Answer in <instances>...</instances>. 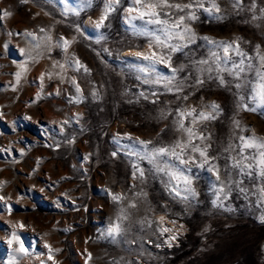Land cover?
Listing matches in <instances>:
<instances>
[{
    "label": "rangeland",
    "instance_id": "374dc122",
    "mask_svg": "<svg viewBox=\"0 0 264 264\" xmlns=\"http://www.w3.org/2000/svg\"><path fill=\"white\" fill-rule=\"evenodd\" d=\"M157 2L0 0V264H264V0Z\"/></svg>",
    "mask_w": 264,
    "mask_h": 264
},
{
    "label": "snow or ice",
    "instance_id": "6c2138e0",
    "mask_svg": "<svg viewBox=\"0 0 264 264\" xmlns=\"http://www.w3.org/2000/svg\"><path fill=\"white\" fill-rule=\"evenodd\" d=\"M141 2V0H135V3H137V4H139ZM161 6H166V7H174V8H176V9H179V10H181V11H183L184 10V8H188V9H191V8H193L194 7V4H192V3H188V4H185L183 7L180 5V4H169L168 3V0H158V2L157 3H153V4H148L147 5V7L148 8H151V9H153V12L152 13H150L151 15H159V13L158 12H155V9L156 8H158V7H161ZM195 6H202V5H200L199 3H198V0H197V3H196V5ZM213 7H216V5H213ZM130 11H131V9H130ZM146 13H142V15H145ZM9 15H11V13H9V12H7V11H3V10H0V16H3V17H6V16H9ZM106 18V16L105 17H103L99 22H97V27H100V26H102L103 25V20ZM192 19H195V16L193 15L192 17H191ZM183 17H181L180 18V21H181V23L183 22ZM155 23H160L161 21H159V20H156V21H154ZM178 26V25H177ZM41 31H43V29H41ZM185 31L186 32H190V29H185ZM27 35H33L32 33H27ZM177 35H179V37H180V39H184V36H183V34L182 33H178ZM193 36H194V34H193ZM206 39V38H205ZM68 43H69V41L68 40H64V46L66 47L67 45H68ZM6 47V46H5ZM231 47V45H229V46H226L225 48H224V52L225 53H227L228 51H229V48ZM21 51H23V49H21ZM241 55H242V53H241ZM146 59L147 58H149V57H145ZM169 59H170V57H169ZM157 62H159V63H165L166 61H165V57L163 56V55H161L160 57H159V59H158V61ZM201 63H205L204 61H202ZM179 69H176V68H172V71L173 72H176V71H178ZM16 76H17V79H19V77H20V73H16ZM41 79H43V77H41ZM200 83H203V81H199ZM221 83H223V80H221ZM77 89L79 90V87H78V85H77ZM261 95H262V98H264V86H262V89H261ZM211 108H212V110L213 111H215V110H217V109H219V105L218 104H213V105H211ZM193 113H195V109H193V110H191V112L190 113H188L189 115H192ZM199 117H200V119H202V120H210V119H215V117L213 116V115H211V114H205V113H203V112H201V113H199ZM65 123H67V121H65ZM181 127H183V125H181ZM188 131V133H189V136H192V135H194V133H192V131H191V129H188L187 130ZM200 139H204V137H203V135H201L200 136ZM140 143L141 144H143V145H145V146H147V144H149V143H151L150 141H140ZM250 145H248V144H246L245 145V147H249ZM261 147H264V145H261ZM197 151H199V149H197ZM169 153V149H167V148H164V147H160V148H158V149H156L155 150V153L153 154V158L156 156V155H163V154H168ZM170 154H172V155H176V153H175V151L173 150ZM113 155H115V153H113ZM200 156H206V153L204 152V151H200ZM261 157H264V152H262L261 153ZM185 163H187V161H184ZM261 164H264V159H261ZM141 175H143V172H141ZM262 175H264V172H262ZM186 183H191V180H187L186 181ZM221 191H223V190H221ZM5 198L3 197V196H0V200H4ZM113 199L114 200H118L119 199V197H116V196H114L113 197ZM20 227L22 228V227H24L22 224L20 225ZM165 231H167V229H165ZM119 232H120V227H119V225L117 224V225H114V226H112L110 229H109V234L110 235H113V234H119ZM173 239H175V237H173ZM16 243V244H18L19 245V251L20 252H26L27 251V249H25L24 248V245H23V242L21 241V239H20V237L15 233V232H12L11 233V237L7 240V243L9 244V245H12L13 243ZM51 258V257H50Z\"/></svg>",
    "mask_w": 264,
    "mask_h": 264
}]
</instances>
